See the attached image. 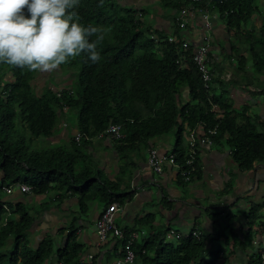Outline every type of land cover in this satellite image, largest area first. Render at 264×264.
I'll use <instances>...</instances> for the list:
<instances>
[{"label": "trees", "instance_id": "obj_1", "mask_svg": "<svg viewBox=\"0 0 264 264\" xmlns=\"http://www.w3.org/2000/svg\"><path fill=\"white\" fill-rule=\"evenodd\" d=\"M161 5L176 13L191 4L186 0H161ZM192 7L218 14L228 29H237L256 9L254 0H204ZM76 11L82 24L106 29L97 45L102 57L99 62L92 63L83 53L69 58L57 67L61 76L60 81L56 79L57 85L52 81L56 76L50 75L47 81H37L38 85L44 83L39 91L35 89L36 80L43 71L0 62V187L25 184L30 194H21L31 196L50 194L55 189L69 191L78 196L82 213L91 200H98L103 208L113 202L122 204L131 194L119 193L121 179L97 183V173L84 154L85 147L110 124L122 126L124 137L112 142L124 162L149 140L172 133V152L176 162L182 164L186 130L202 127L205 131L216 129L213 142L224 141L239 170L264 163L263 134L251 125L245 110L233 112L211 89L204 88L191 60L193 47L188 52L181 50L185 40L175 23L177 35H164L142 21L143 10L117 0H79ZM169 36L176 42L169 43ZM248 38L254 70L262 73L264 25ZM183 57L186 64L180 68L176 62ZM52 88H68L73 95L65 93L57 98ZM183 92L187 97L184 102ZM63 107L75 112L77 132L83 135L81 142L72 139L67 146L34 148L37 140L54 134L58 119L67 113ZM128 165L122 167L121 178ZM255 212L257 208L249 211L251 221ZM33 222L23 202L11 203L0 193V264H46L52 256L58 264H80L82 248L72 231L74 222L68 226V240L58 250L50 237L31 245L28 235ZM214 223L220 236V227ZM123 231L126 237L131 232ZM167 232L153 230L141 244L133 243L134 263L216 264L217 252L205 258L202 237H183L173 245L166 242Z\"/></svg>", "mask_w": 264, "mask_h": 264}, {"label": "crops", "instance_id": "obj_2", "mask_svg": "<svg viewBox=\"0 0 264 264\" xmlns=\"http://www.w3.org/2000/svg\"><path fill=\"white\" fill-rule=\"evenodd\" d=\"M124 1L126 5L144 11L141 19L152 30L162 31L164 35L176 34L175 12L164 9L161 0ZM254 6L253 14L237 29H228L218 14L210 16L213 59L210 89L214 96L230 105L233 112L245 110L251 125L264 136V72H255L248 53L249 33H258L264 25V0H254ZM201 33L200 14H195L185 30L178 31L192 47L198 44ZM186 98V92H183L182 101ZM76 133L74 128L69 135L62 120L54 134L37 140L34 148L67 146ZM148 147L159 153H170L174 136L149 140L138 151L130 153L125 162L121 161L109 138L93 140L84 149L97 173V183L120 178L119 193L131 194V198L122 203V211L115 219L117 225L136 235V244L149 238L153 230H175L182 235L197 231L206 243L205 258L209 253H218L216 264H254L259 261V255L264 253V163L241 171L224 141L215 142L212 147L199 152L195 178L183 183L173 167H166L160 175L147 168ZM126 164H129L124 169L126 175L121 178L122 167ZM46 196L49 200L44 202L15 190L4 197L11 203L23 202L30 210L34 218L28 235L31 245L36 246L43 238L50 237L55 250L62 248L68 240V226L74 222L72 231L82 248L80 260L86 261L91 255L96 264H111L121 257L118 240L109 238L97 245L94 223L104 209L98 200L87 202L86 211L82 213L78 196L69 191L55 189ZM252 208H257V212L251 221L248 214ZM214 221L220 227V236L216 235ZM46 264H58L56 256Z\"/></svg>", "mask_w": 264, "mask_h": 264}, {"label": "clouds", "instance_id": "obj_3", "mask_svg": "<svg viewBox=\"0 0 264 264\" xmlns=\"http://www.w3.org/2000/svg\"><path fill=\"white\" fill-rule=\"evenodd\" d=\"M79 0H0V62L51 71L83 54L101 60L102 26L82 24ZM94 37V39H93Z\"/></svg>", "mask_w": 264, "mask_h": 264}, {"label": "built area", "instance_id": "obj_4", "mask_svg": "<svg viewBox=\"0 0 264 264\" xmlns=\"http://www.w3.org/2000/svg\"><path fill=\"white\" fill-rule=\"evenodd\" d=\"M191 5L187 8H182L177 11L174 15V23L180 30H185L186 27L194 20L195 14H200L201 24H202V33L199 39L198 44L192 48L191 60L197 71L200 74L202 84L205 89H210L213 81V71L212 63L213 59L211 57V15L207 10L195 9L192 5L201 3L204 0H186ZM138 16H140L138 14ZM167 41L169 43H175L176 38L174 36H169ZM181 50L183 52H188L191 50V44L188 41H183L181 44ZM185 58L177 60V64L180 68L185 66ZM56 97L61 98L63 94L72 96L71 89L64 88H52ZM67 109L63 107V112ZM65 126V125H64ZM216 135V129L204 130L202 127H198L193 130H186L183 138L184 145V157L183 163L178 164L176 162V157L173 152L170 153H159L157 149L153 147H148L146 149L145 163L148 169H150L154 174L160 175L163 173V170L166 167H173L177 170V174L180 177L183 183H189L195 178L197 172V158L199 152L205 148H210L213 146L214 142L212 137ZM124 137L122 126L110 124L106 130L100 133L96 140L109 138L111 140H121ZM83 135L77 132L73 136V141L77 144L81 142ZM15 190H18L20 193L30 194V188L25 184H17L15 186L9 185L0 187V193L3 195L9 196ZM7 210L6 207H4ZM122 211V204L118 202H113L103 209L99 218L94 223L95 233L97 237V245H101L113 238L118 240L121 244V253L122 257H119L111 264H133L135 261L134 252L132 250V245L135 243L137 238L134 234H129L127 237L124 234V231L119 227L115 221L116 217ZM187 236H192L195 238L200 237L197 231H192L189 234L182 235L175 230H170L166 234V240L168 241H178L179 239ZM260 264H264V253L259 255ZM94 264L93 256H87V260H81L80 264Z\"/></svg>", "mask_w": 264, "mask_h": 264}, {"label": "rangeland", "instance_id": "obj_5", "mask_svg": "<svg viewBox=\"0 0 264 264\" xmlns=\"http://www.w3.org/2000/svg\"><path fill=\"white\" fill-rule=\"evenodd\" d=\"M117 1H119L122 5H126V1H124V0H117ZM257 3V2H256ZM126 6H129V5H126ZM51 75V78H52V76L54 75V76H56V78L55 79H53L52 81H54V83L57 85V80L58 81H60L61 80V76L60 75H58V69L56 68V69H53V70H51V71H43L42 72V74L40 75V77H38L37 78V80H36V91H39V89H41L42 87H43V85H44V83L42 84V85H38V83H37V81H41V82H43L44 80L45 81H47V78L49 77ZM58 76H60V77H58ZM57 79V80H56ZM65 112H67V110L65 111ZM75 117H76V114H75V112H73V111H68L67 113H65L61 118H59L58 119V121H57V125L59 126L60 125V122L63 120V121H65V124L67 125V130H68V132H69V135H70V132H71V129H73L74 130V128H76V119H75ZM58 126H56V127H58ZM56 129V128H55ZM168 136H173V134L171 133V134H168V135H164L163 137H168ZM4 197L6 196V195H3ZM34 198H40L42 201H47V200H49L48 199V196H46V195H37V196H33ZM166 242H168V243H171V244H173V245H175L176 244V241H166ZM10 245V243L8 244V246Z\"/></svg>", "mask_w": 264, "mask_h": 264}, {"label": "bare ground", "instance_id": "obj_6", "mask_svg": "<svg viewBox=\"0 0 264 264\" xmlns=\"http://www.w3.org/2000/svg\"><path fill=\"white\" fill-rule=\"evenodd\" d=\"M214 70V69H213Z\"/></svg>", "mask_w": 264, "mask_h": 264}]
</instances>
